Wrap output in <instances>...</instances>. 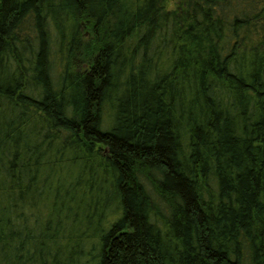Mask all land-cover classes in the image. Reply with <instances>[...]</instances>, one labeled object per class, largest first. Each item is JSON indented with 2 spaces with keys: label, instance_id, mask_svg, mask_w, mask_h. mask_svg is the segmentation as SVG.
<instances>
[{
  "label": "trees",
  "instance_id": "obj_1",
  "mask_svg": "<svg viewBox=\"0 0 264 264\" xmlns=\"http://www.w3.org/2000/svg\"><path fill=\"white\" fill-rule=\"evenodd\" d=\"M0 264H264V0H0Z\"/></svg>",
  "mask_w": 264,
  "mask_h": 264
},
{
  "label": "rangeland",
  "instance_id": "obj_2",
  "mask_svg": "<svg viewBox=\"0 0 264 264\" xmlns=\"http://www.w3.org/2000/svg\"><path fill=\"white\" fill-rule=\"evenodd\" d=\"M49 157V155H45V158H44V161L45 162H47V160L49 159L48 158ZM55 157H56V155H54V156H52L51 157V160H54L55 159ZM60 171L61 170H59V173H58V176L56 177V180L57 181H59V174H60ZM34 172H36L35 170H34ZM42 172H44L45 174H44V176H46V175H50V177H49V179H48V183H54L55 182V179H54V177L55 176H52L51 175V169H50V167L49 166H46L45 168H43L42 170H41V173ZM62 174H66L67 173V171H66V168H64L63 170H62V172H61ZM40 174V173H39ZM45 177H40L39 178V181L41 182V183H45ZM55 187V186H54ZM52 197H53V194H52ZM37 199H39L40 200V202H41V205L42 206H47V208L49 209V210H51L52 209V203H53V199H49V196H48V198L47 199H45L44 197H38ZM46 206H45V208H46ZM27 211L28 212H30V209H27ZM50 212V211H49ZM49 212H48V214H49ZM40 215L43 217V216H45V214L44 213H40ZM50 217H51V215H49ZM30 222L31 223H29V225H31L32 223H33V220H30ZM42 223H44L45 222V219H43L42 221H41ZM53 224H55L54 222H53ZM34 225V224H33Z\"/></svg>",
  "mask_w": 264,
  "mask_h": 264
}]
</instances>
